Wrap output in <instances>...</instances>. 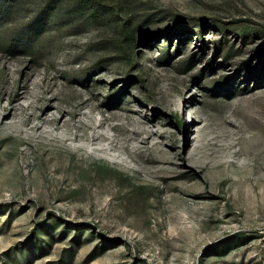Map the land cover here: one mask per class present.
<instances>
[{"label":"rangeland","instance_id":"1","mask_svg":"<svg viewBox=\"0 0 264 264\" xmlns=\"http://www.w3.org/2000/svg\"><path fill=\"white\" fill-rule=\"evenodd\" d=\"M18 92L0 264H264V0H0Z\"/></svg>","mask_w":264,"mask_h":264},{"label":"bare ground","instance_id":"2","mask_svg":"<svg viewBox=\"0 0 264 264\" xmlns=\"http://www.w3.org/2000/svg\"><path fill=\"white\" fill-rule=\"evenodd\" d=\"M24 97H25L24 92L14 93L13 96L7 98V103H4V98L0 97V128L6 127L8 129H10V128H13L17 124V122L14 121L16 118V107L20 106L22 99H24ZM40 100H43V99H40ZM50 105L51 104H49V103H45V102L43 103V105L41 106L42 110H40L39 116L36 117V119L39 120V124L35 125L33 123L34 125L32 126L34 129L39 130V132L41 134H46L47 136H50V134L48 133V131H46L43 128L46 124L47 125H53V129L57 131L59 129V124H61V122L62 123L64 122L63 114L60 115L56 119V122H55V120H51L48 118L47 112H45V110L47 109V107H50ZM90 120L95 122L94 123L95 126L92 127L93 129L98 127V123H96L93 116H90ZM133 133L137 136V143L133 148H130L131 150H145L148 148V146H150L149 145L150 144V142H149L150 134L149 133L145 132L144 130L133 131ZM100 143L101 144L103 143V145H105V143H106V144H108V146L114 148L116 140L112 139L111 137H108V136L107 137L104 136L102 138L97 137L96 139H94V146H98ZM96 148L104 154H109V151H107L103 147L98 146ZM130 149H128V150L131 151ZM113 158H115V157H113Z\"/></svg>","mask_w":264,"mask_h":264},{"label":"trees","instance_id":"3","mask_svg":"<svg viewBox=\"0 0 264 264\" xmlns=\"http://www.w3.org/2000/svg\"><path fill=\"white\" fill-rule=\"evenodd\" d=\"M199 32H200V30H199ZM201 39L204 40L203 38H201ZM166 52H168V50Z\"/></svg>","mask_w":264,"mask_h":264}]
</instances>
